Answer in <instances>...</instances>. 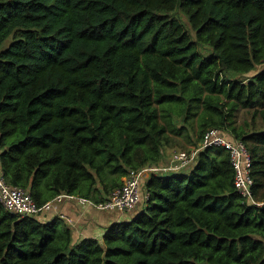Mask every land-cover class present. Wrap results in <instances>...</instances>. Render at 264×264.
Returning a JSON list of instances; mask_svg holds the SVG:
<instances>
[{"label":"trees","instance_id":"trees-1","mask_svg":"<svg viewBox=\"0 0 264 264\" xmlns=\"http://www.w3.org/2000/svg\"><path fill=\"white\" fill-rule=\"evenodd\" d=\"M195 117V146L209 128L245 145L263 204L206 147L191 168L151 174L141 207L101 239L74 243L61 219L0 203V264H264V0H0V163L37 206L105 201Z\"/></svg>","mask_w":264,"mask_h":264},{"label":"built area","instance_id":"built-area-1","mask_svg":"<svg viewBox=\"0 0 264 264\" xmlns=\"http://www.w3.org/2000/svg\"><path fill=\"white\" fill-rule=\"evenodd\" d=\"M206 147H220L227 152L234 170V187L237 193L249 202L257 205L263 204L255 203L252 199V179L249 176L250 155L245 145L239 140L230 138L226 132L217 128L207 129L198 145L191 149L173 153L168 164L164 167L145 166L136 171H129L128 175L122 179V185L116 188L105 201L99 203L69 194H60L42 206H37L28 191L6 183L0 163V203L5 210L18 218L38 217L43 212H48L53 204L61 203L64 200L76 201L100 212L127 215L136 210L145 198V195L142 194V187L151 174L179 172L191 168L196 162L198 152ZM66 223L72 225L70 219H66Z\"/></svg>","mask_w":264,"mask_h":264},{"label":"crops","instance_id":"crops-1","mask_svg":"<svg viewBox=\"0 0 264 264\" xmlns=\"http://www.w3.org/2000/svg\"><path fill=\"white\" fill-rule=\"evenodd\" d=\"M142 194H144V190H142ZM143 201H141V205ZM141 205H139V208ZM139 208L131 214L121 215L114 212H100L92 207L79 204L76 201L64 200L61 203L53 204L48 212H43L38 218L43 222H51L55 218L61 219L67 228L70 229L72 241L77 243L84 238L101 239L105 229L109 225L128 219ZM66 219H70L72 225H68Z\"/></svg>","mask_w":264,"mask_h":264},{"label":"rangeland","instance_id":"rangeland-1","mask_svg":"<svg viewBox=\"0 0 264 264\" xmlns=\"http://www.w3.org/2000/svg\"><path fill=\"white\" fill-rule=\"evenodd\" d=\"M176 16L178 18H181L180 23L181 25L184 27V29L186 31H191L190 26L187 22V19L181 15L180 13L176 14ZM193 33V32H192ZM10 39L6 40L3 44H2V49L6 48L9 45ZM204 55H207L210 53L209 50L207 49H202L200 50ZM254 74V72H251L247 75V77H250ZM247 110H239L234 118V121L236 122L237 125L242 124V122H244V120H248L250 118L249 114H246ZM190 121H192V128H191V123L189 122L188 125H186V129L179 135V136H173L170 142V145L168 147H165L164 149V159L161 163H159L160 167H164L165 165L168 164L171 156L173 153L175 152H180V151H185V150H189L192 147L195 146V142L196 139L198 137V126H199V121H198V117L192 118ZM192 137V138H188V137Z\"/></svg>","mask_w":264,"mask_h":264}]
</instances>
